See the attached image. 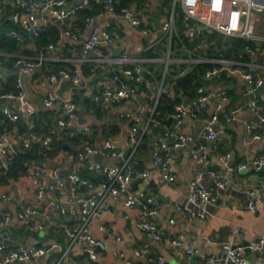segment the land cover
<instances>
[{
  "label": "built area",
  "instance_id": "built-area-1",
  "mask_svg": "<svg viewBox=\"0 0 264 264\" xmlns=\"http://www.w3.org/2000/svg\"><path fill=\"white\" fill-rule=\"evenodd\" d=\"M92 1L102 4L104 7L96 14L87 18L86 24L79 29L72 28L66 24L69 17L75 16L82 7L89 6ZM173 7L168 10V15L163 19L160 30L168 34L170 41L174 35L179 36L176 22V9L180 5L185 17L186 25L184 35L192 43V47L186 50L192 56L191 60L195 64L205 61L212 62V67L204 72V77L212 79L222 73H230L242 78L247 84V92L258 95L243 107L252 110L256 116V121H249L246 124V142H253L261 138L259 126L264 124V62L259 61L260 48L264 42V35L256 30L257 12L264 11V0H172ZM153 5L151 0H147L143 6L150 8ZM8 13L14 23L18 25L24 33L13 31L11 33L19 43L26 40L36 41L51 22L64 25L59 38L68 36L74 40L81 41L80 58L74 69H61L56 73L46 75L44 81L58 83L63 80H72L74 83L81 82V65L89 54L102 45H113L121 38L118 27L111 29L103 27L97 19L105 15L122 16L129 20L134 27H141L143 35L150 37L155 34V30L144 25L138 4L116 6V0H81L76 6H70V0H0V14ZM222 34L234 42L242 40L241 47L232 44L234 57L219 56L207 60L202 51L206 47L215 48L218 44L216 34ZM180 38V36H179ZM55 43L49 44L53 48ZM153 48L156 42L153 41ZM170 52L166 58L161 60L166 63L163 77L159 79L153 71L140 60L131 59L124 52L120 59L114 60L110 56L101 55L95 57V62L101 69L107 70L110 74L103 80L100 93L93 96L97 102L110 105L124 100L139 102L140 86L144 84L146 93L153 98L152 111L147 114V106L139 102L137 106L138 115L134 118L131 128L130 140L133 145V152L143 143V137L149 125L152 127H164L165 139H158L154 144V160L158 169L163 173L167 182H174L178 179V174L172 171L171 163L177 157V151L184 147H189L193 159L198 164L208 165L210 162L208 146L203 141L207 139L212 143H217L224 134V128H217L216 124L224 118L227 122L236 117L237 110L224 112V101L227 99L225 89L218 92V101L213 108H209L208 102L211 94L203 84L196 88V95L191 98L181 99L176 103L175 111L172 114V124L165 127L163 121L155 117L156 107L160 97L164 93H172L174 88L171 82H166L168 64L170 63ZM258 55V59L255 56ZM44 58L17 54L14 56V65L19 67L23 73L35 71ZM119 64L122 68H119ZM184 72H180L178 76ZM149 76V77H147ZM19 91L15 94H0V98H15L19 102L18 111H12L4 105H0V115L5 116L10 122L17 123L21 120L28 125V133L18 136L17 142L13 140L10 133H0V170L6 172L10 170V161L18 153L19 149H31L34 143L39 142L43 148L49 147L53 140V134H40L34 130L35 122L33 116L36 112L35 105L27 99L22 83L18 80ZM60 101V106L56 108V124L64 130L68 138L76 137L80 130L78 128V104L70 96H60L49 93L44 99L47 107H53L55 102ZM224 112V113H223ZM223 113V114H222ZM205 115V122L198 130V138L191 133H184L178 126L187 117L198 118ZM125 116L124 114H122ZM130 115L129 113L126 114ZM146 116V126L141 128V117ZM15 129V127H13ZM90 131L89 126H84L83 133ZM43 154H47L42 150ZM87 153L103 152L107 155L124 157V162L118 165L99 164L98 167L104 175L101 183L94 182L82 173V164L87 159L86 153H78L75 162L65 176L59 168L36 167L29 169L25 176L35 186L36 200L48 198L60 211L61 214L73 216L75 221L64 224L62 231L66 236V245L59 246L61 254L55 264H72L69 260L74 245L80 244L87 256L92 260H98L107 250V246L102 239L97 238L92 230L91 223L94 219L103 216L108 208L105 202L108 196L125 197L127 206L140 207L142 215L138 221L139 227L151 235L155 240L163 237L164 226L154 219L160 207L159 197L151 192L142 191L137 188V181L148 176V170L136 168L134 153L125 156L124 152L113 142L107 139L101 147L91 145L86 146ZM223 169H207L215 181V185H210L204 181V171H195L189 185V201L192 204L215 203L221 194V190L231 189L246 191L254 199L250 207L257 211L264 209V188L257 190L253 186H244L237 178L230 176L234 171L242 172L248 167L255 171L264 169V149L250 161H242L237 165L231 163V154L221 155ZM100 188L99 191L91 195H83L84 189ZM60 192V193H59ZM67 193L66 197H61ZM11 200V194L0 190V264L33 263L45 256L52 247L28 245L23 242H12L4 237L3 232L11 225L12 215L5 209ZM174 210L186 212L189 219L194 217H205L202 211H195L189 205L175 204ZM37 207L27 196H22L18 201V224L17 228L27 227L31 230L43 228L41 224L30 225L29 220L33 214L37 213ZM170 223L175 222L170 218ZM102 231H110V227L100 224ZM3 230V231H2ZM3 233V234H2ZM2 234V235H1ZM117 240H120L119 238ZM177 247H182L188 241V254L197 251L194 241L187 240L184 234L179 233L171 238ZM54 246H57L55 244ZM226 258L232 264H264L262 261L252 262L245 254L246 249L264 253V234L254 239L248 245H240L234 240L222 242ZM139 253V252H137ZM118 256L123 259V264H133L132 260L123 251L118 252ZM215 255L204 257V264H214ZM157 264H166L162 257L157 259Z\"/></svg>",
  "mask_w": 264,
  "mask_h": 264
},
{
  "label": "crops",
  "instance_id": "crops-1",
  "mask_svg": "<svg viewBox=\"0 0 264 264\" xmlns=\"http://www.w3.org/2000/svg\"><path fill=\"white\" fill-rule=\"evenodd\" d=\"M151 1L153 5L150 8L143 6L145 2L138 5V9L143 16L144 25L156 31L150 37L143 35L141 27L132 26L125 17L105 15L97 19L98 23L105 28L118 27L121 32V38L113 45H102L89 54L86 61L81 65V82L78 84L69 79L54 83L44 81V78L46 75L56 73L61 69H72V67L77 66V60L81 55L80 40H74L68 36L59 38L58 36L53 48H49V45L39 46L37 41L26 40L23 43L17 41V47L13 51L8 50L6 45L0 44V94H15L16 92L9 91L7 88L13 86L14 89L18 90L17 84L18 80H20L27 99L36 107L33 119L48 123L45 115H48L50 120V113H52L51 126L53 133L67 139L65 131L61 130L56 124L57 115L55 110L60 106V101L55 102L53 107H47L44 99L49 93H54L65 97L70 96L77 102L78 128L82 132L84 126H89L90 131L88 133L82 132L78 143L69 144L70 150L59 151L53 160L42 163V166L51 165L50 162L56 161L59 164V169L64 174V171L69 170L75 162L78 153H86L87 159L82 164V173L94 182L101 183L104 175L98 165L122 164L124 157L107 155L101 151L87 153L86 146L101 147L105 140L110 139L124 152L125 156L134 153V160L137 162L136 168L150 172L148 176L137 181V188L154 193L159 197L161 204L154 219L164 226L162 239L155 240L139 227L138 221L142 215L140 207L131 208L127 206L124 196H108L105 200L108 208L103 213V216L94 219L91 223L93 234L105 242L107 250L98 260H92L84 253L80 244L74 245L69 256L72 264H123V259L118 256L120 251H123L132 260L133 264H157L159 257H162L166 264H204V257L212 254L215 255L214 264H232L226 258L222 242L234 240V242L246 246L254 239L259 238L260 235L264 234V209L254 211L250 207V203L254 199L251 194L244 190L231 189L221 190L220 198L215 203L191 204L189 201V185L195 171H204L205 183L215 185L214 178L207 173V169H223L220 158L222 154L230 153L231 163L237 165L242 161H250L263 151L264 124L259 126L261 134L259 140L253 142L245 141L246 124L249 121H256L258 118L252 110L243 107V105L256 98L258 92L256 94L248 93L246 82L237 75L230 73H222L212 79L204 78L202 84L211 94L208 102L209 108H213L218 101V92L225 89L228 96L223 104L224 112L237 110L236 117L229 122L221 117L216 127L224 128L225 132L216 144L203 139L208 146L210 159L208 165L195 162L189 147H184L177 151V157L171 163L172 171L178 174V179L174 182L165 180L153 156L155 141L166 138L164 136V127H152L149 125L144 134L143 143L133 152L130 133L134 118L138 115V103L143 102L146 104L147 114L150 115L152 111L153 98L146 93L144 84H139V102L124 100L107 105L93 99L95 94L100 93L103 80L110 74L109 71L101 69L95 62V57L101 55L110 56L112 59L118 60L126 52L131 59L140 60L153 71L157 78L162 79L164 68L167 65L161 59L168 55L170 46L171 60L168 64L165 81L171 82L173 85L174 90L169 95L174 100H176L177 95L175 84L179 77L192 71L198 64L210 63L213 65L212 62L208 61L198 64L192 62V56L186 50V46L190 48L193 44L188 40L186 42L181 37L184 35L185 27L189 23V21L186 22L185 15L180 18V24L178 20L176 22L180 38L174 35L171 42H169V35L164 34L160 30L163 19L168 15L167 0ZM80 2L81 0H70V6H76ZM77 18V14L69 17L66 20V24L72 28L79 29ZM8 20L12 24H7L6 21ZM51 24L57 25L60 35L64 25L57 22H51L49 25ZM14 25L16 24L8 13L0 14V31L4 30L9 35L15 30L24 33L18 25H16L18 29H15ZM216 37L222 43H224L223 38H227L219 33L216 34ZM174 40L176 42L175 49L173 48ZM227 40L230 42L229 38ZM153 41L156 42L155 48L151 46ZM231 42L233 44L232 40ZM232 44L229 43V47H226V49L220 46L215 48L206 47L202 51V55L207 60L222 55L234 57L231 50ZM259 52V61L264 62L263 44ZM17 54L42 57L44 59L35 71L23 73L13 62L14 56ZM172 64L176 68L173 71H169ZM118 67L122 68V65L119 64ZM180 72L184 73L178 76ZM195 95L196 90L189 93L182 90L179 96L181 99H186ZM176 103L163 120L165 127L170 126L165 121L172 118ZM94 104H97V106H94ZM0 105L17 112L19 102L17 99L11 98L6 99L5 102H0ZM261 107L264 108V105ZM127 113L130 115L127 116ZM205 115L202 114L198 118H185L178 126V129L184 133H191L198 138V130L204 125ZM5 118V116L0 115V126H5L3 133H10L14 141L17 142L18 136L28 133V125L27 127L23 125V120L20 122L21 126L20 124L18 126L14 124L13 127L15 129L12 127L9 130ZM144 126H146V116L141 117V128ZM41 150H43V146L39 152ZM230 176L239 179L244 186H253L257 190L264 188V169L257 172L250 166L242 172L234 171L230 173ZM0 190L11 194V200L5 206V209L11 213L12 222L4 231L2 230L4 233L7 232L6 234L2 233L3 236L12 242L52 247L45 256L36 262L16 264H55L61 254L59 246H65L67 241L62 227L64 224H72L75 221L74 217L61 214L56 205L48 198L37 201L35 186L22 175L18 179H12L6 185H0ZM99 190L100 188H87L82 190L81 193L88 196ZM66 195L67 193H63L61 197L64 198ZM22 196H27L29 200L34 202L38 210L30 218V225L41 224L43 228H35L33 230L27 227L17 228L18 201ZM177 203L182 205L191 204L195 211H202L205 217L189 219L186 212L174 210V205ZM170 218H174L175 222L170 223ZM102 223L107 224L110 227V231H102L100 229V224ZM179 233L184 234L187 240L194 241L197 248L195 253H187L188 241L183 248L177 247L172 243L171 238ZM118 238L120 240H117ZM55 244L57 246H54ZM245 254L252 262H264V253L262 252L246 249Z\"/></svg>",
  "mask_w": 264,
  "mask_h": 264
},
{
  "label": "trees",
  "instance_id": "trees-1",
  "mask_svg": "<svg viewBox=\"0 0 264 264\" xmlns=\"http://www.w3.org/2000/svg\"><path fill=\"white\" fill-rule=\"evenodd\" d=\"M146 0H116V6L118 9H120L122 6L126 5H132V4H141L145 2ZM104 6L102 4H98L95 1H92L89 6L82 7L77 12V23L80 27H83L86 24L87 18L91 15L96 14L100 9H102ZM183 16V11L181 9V17ZM6 23L10 25L11 21L8 20ZM12 24V23H11ZM15 29H18L16 25ZM59 36V29L56 24H51L47 26L45 31L42 33V35L36 40L39 46H47L50 43H54L57 41ZM186 42L187 39L184 35L181 36ZM0 44H4L7 46V49L10 51H13L17 47V40L12 37V35H9L6 33V31L2 30L0 31ZM222 41L218 40V46L221 47ZM233 44L236 47H241L242 40L237 39L234 40ZM4 47V46H3ZM152 53V51H151ZM218 54V53H217ZM212 67V64L205 63V64H198L193 68L192 71L188 72L186 75L179 77L175 84V91H176V100L172 99L171 95L169 93H164L161 95L160 100L156 107L155 117L163 121L165 119V116L167 113L170 112V110L173 109V106L176 102L180 101V94L181 91H185L186 93H189L191 91L196 90V88L202 84L204 81V72L206 69ZM74 69V67H72ZM9 91L12 90L14 93L18 92L19 89H14L12 87L7 88ZM94 106H97V104H94ZM51 117H52V113ZM51 117L49 120V116L45 115V119H48V123H45L43 121L35 120V126L34 130L37 133H46V134H53L54 140L52 144L49 147L43 148L44 151L47 152V154H43V151L40 150L42 148V145L39 142L34 143L33 147L31 149L21 148L19 149L18 153L13 157V159L10 161V170L4 172L0 170V185H6L8 184L12 179H18L21 175L26 177V172L31 168L36 167H44L42 166V163L49 162L54 159L55 155L59 151L64 150H70L69 144L71 143H78L80 134L82 132H79V134L74 138H61L58 135L53 133V129L51 126ZM6 123L9 130L12 129L13 125L12 122H10L7 118ZM10 124V125H9ZM26 125V124H25ZM21 126V123H20ZM27 127V125H26ZM5 129V126H0V133H3ZM24 130V129H23ZM45 167H51V166H45Z\"/></svg>",
  "mask_w": 264,
  "mask_h": 264
},
{
  "label": "rangeland",
  "instance_id": "rangeland-1",
  "mask_svg": "<svg viewBox=\"0 0 264 264\" xmlns=\"http://www.w3.org/2000/svg\"><path fill=\"white\" fill-rule=\"evenodd\" d=\"M167 3H168V7H169L168 9L169 10L172 9V7H173L172 0H167ZM176 16H177L178 23L180 24V18H181V7H180V5L177 6ZM183 16H184V14H183ZM256 30H257V32L259 34L264 35V11L263 12H257ZM181 32H183V31H181ZM223 39H224L223 40L224 43L221 44V47H224L226 49V47H229V43L232 44V42H231L230 39H229L230 42H228L227 38H223ZM173 48L174 49L176 48V42H175V40H174ZM263 51H264V42H263ZM165 58H166V55H165ZM175 68H176L175 65L172 64V65H170L169 71H173ZM20 122L21 121L15 123V125L18 126L20 124ZM12 125H14V123H12Z\"/></svg>",
  "mask_w": 264,
  "mask_h": 264
},
{
  "label": "water",
  "instance_id": "water-1",
  "mask_svg": "<svg viewBox=\"0 0 264 264\" xmlns=\"http://www.w3.org/2000/svg\"><path fill=\"white\" fill-rule=\"evenodd\" d=\"M255 59H257V56H255ZM0 102H5V98L1 97L0 98ZM168 125H171V122H172V118H169L165 121ZM23 125H25V123H23ZM50 164L56 168H59V164L58 162L56 161H53V162H50ZM64 175L67 176L68 175V170L64 171ZM67 198V197H66ZM192 204V203H191ZM191 204H187L189 205L190 207H192ZM193 208V207H192Z\"/></svg>",
  "mask_w": 264,
  "mask_h": 264
}]
</instances>
